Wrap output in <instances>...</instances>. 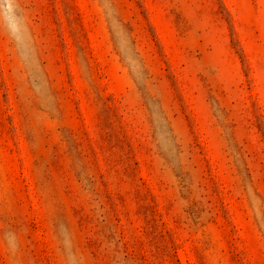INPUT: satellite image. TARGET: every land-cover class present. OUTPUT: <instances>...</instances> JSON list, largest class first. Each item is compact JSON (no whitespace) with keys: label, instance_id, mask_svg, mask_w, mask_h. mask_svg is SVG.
I'll return each instance as SVG.
<instances>
[{"label":"rangeland","instance_id":"rangeland-1","mask_svg":"<svg viewBox=\"0 0 264 264\" xmlns=\"http://www.w3.org/2000/svg\"><path fill=\"white\" fill-rule=\"evenodd\" d=\"M0 264H264V0H0Z\"/></svg>","mask_w":264,"mask_h":264}]
</instances>
